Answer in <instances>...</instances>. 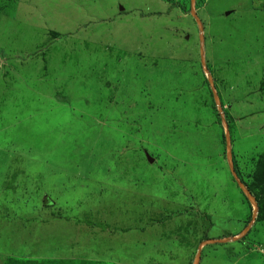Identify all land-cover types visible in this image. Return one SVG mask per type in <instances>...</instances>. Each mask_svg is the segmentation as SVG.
Masks as SVG:
<instances>
[{"label":"rangeland","instance_id":"obj_1","mask_svg":"<svg viewBox=\"0 0 264 264\" xmlns=\"http://www.w3.org/2000/svg\"><path fill=\"white\" fill-rule=\"evenodd\" d=\"M263 191L264 0H0V264H264Z\"/></svg>","mask_w":264,"mask_h":264},{"label":"crops","instance_id":"obj_2","mask_svg":"<svg viewBox=\"0 0 264 264\" xmlns=\"http://www.w3.org/2000/svg\"><path fill=\"white\" fill-rule=\"evenodd\" d=\"M202 249V248H201ZM186 250H184L183 249V252H185ZM199 251V250H198ZM197 251V252H198ZM201 251H199V253H200ZM126 255V256H125ZM124 255V261L123 262H118L119 264H122V263H124L125 262V260H127V257L130 259V260H128L129 261V263H132L133 261H137V259H136V255L133 253V252H129L128 253V255H127V253ZM139 259L141 258V257H138ZM236 258V257H235ZM235 258H233V259H235ZM199 254H197V253H195L194 255H190V256H188V258H187V264H198L199 263ZM188 260H189V262H188ZM95 261V260H94ZM126 263V262H125ZM229 264H236V262H231V263H229Z\"/></svg>","mask_w":264,"mask_h":264},{"label":"trees","instance_id":"obj_3","mask_svg":"<svg viewBox=\"0 0 264 264\" xmlns=\"http://www.w3.org/2000/svg\"><path fill=\"white\" fill-rule=\"evenodd\" d=\"M167 2H169L170 4H172V0H166ZM253 198V197H252ZM256 202V204L259 206L260 202H259V199H261V205H262V202L264 203V191L261 193L259 199L257 198H253Z\"/></svg>","mask_w":264,"mask_h":264},{"label":"water","instance_id":"obj_4","mask_svg":"<svg viewBox=\"0 0 264 264\" xmlns=\"http://www.w3.org/2000/svg\"><path fill=\"white\" fill-rule=\"evenodd\" d=\"M150 162V161H149Z\"/></svg>","mask_w":264,"mask_h":264}]
</instances>
